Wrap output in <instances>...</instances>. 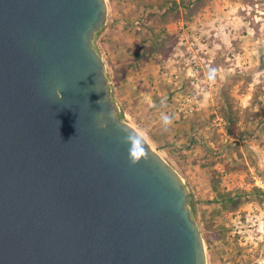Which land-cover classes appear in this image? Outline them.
<instances>
[{
  "label": "water",
  "instance_id": "95a60500",
  "mask_svg": "<svg viewBox=\"0 0 264 264\" xmlns=\"http://www.w3.org/2000/svg\"><path fill=\"white\" fill-rule=\"evenodd\" d=\"M108 19L0 0V264H209L185 177L114 96Z\"/></svg>",
  "mask_w": 264,
  "mask_h": 264
},
{
  "label": "rangeland",
  "instance_id": "374dc122",
  "mask_svg": "<svg viewBox=\"0 0 264 264\" xmlns=\"http://www.w3.org/2000/svg\"><path fill=\"white\" fill-rule=\"evenodd\" d=\"M108 2L109 19L96 45L107 61L114 96L125 118L185 177L192 192L194 216L205 237L209 264H264V242L251 248L233 236L238 222H255V228L264 222V189L256 184L257 179L264 180V73L259 77L246 75L250 82L239 90L235 87L238 80L220 82L217 76L218 91L209 114L204 118L197 113L179 115L176 100L169 97L176 86L165 81L159 88L152 84L177 51V38L169 29L175 19L167 25V32L157 29L144 43L154 22V8H148L146 0ZM240 3L241 8L244 3L252 6L254 25L264 38V0ZM181 17L193 20L185 12ZM144 48L152 53L137 59L136 53ZM258 50L264 53V41ZM132 84H145L152 92L149 113L157 116L148 118L149 128L144 112L137 114L139 117L134 114L139 110L130 101L135 97ZM230 111L235 113L234 122L229 119ZM218 116L224 117L223 123ZM231 124L234 131L229 133ZM243 124L248 127L243 129ZM212 176L229 193L227 199L217 196Z\"/></svg>",
  "mask_w": 264,
  "mask_h": 264
},
{
  "label": "crops",
  "instance_id": "0c3cea01",
  "mask_svg": "<svg viewBox=\"0 0 264 264\" xmlns=\"http://www.w3.org/2000/svg\"><path fill=\"white\" fill-rule=\"evenodd\" d=\"M113 1L116 3H122L126 0ZM128 1L130 0H127V2ZM241 6L240 0H213L211 3L209 1L194 18H198L202 11L207 8H211L214 12L221 14L223 22L228 26L229 33L223 34L222 32H219L218 29L211 31L210 43L215 47L214 50H216L217 54L214 58L203 55V57L206 58L205 68L210 74H216V76H219L220 82L227 78L230 81L238 80V83L235 85L237 90L240 89L241 85L250 82L247 80L246 75L251 74L253 76L254 74L259 77L264 73V53L260 54L258 50L259 43L264 41V38L262 34L259 35L261 30H257L258 27L254 25L255 21L251 15L253 11L252 6L245 3L243 4V8H241ZM262 25L264 27L263 23ZM178 65L183 70V84L180 87H174L172 90L174 93L169 95V97L172 96L173 99L176 100L177 104L175 109L177 110L179 108V102L190 88L189 78L186 75V64L182 61ZM155 81H153V85L155 84ZM159 84L156 85V87L154 86V88H159ZM144 85L145 84H132V86H134L132 87V93L135 97L130 99V101L133 100V107L139 110L134 113L136 116L141 112L145 113L144 120L146 121V126L149 128L151 125L149 126L148 118L151 120L153 114L157 116V113H149V109L153 103V99H150L152 92L148 90L146 86L144 87ZM210 95V93L200 95V108L196 113L203 118L209 114V111L212 108L211 106L214 97H211ZM242 95L244 96V94ZM126 96L127 95L123 96V98ZM247 127L248 124L242 125L243 129Z\"/></svg>",
  "mask_w": 264,
  "mask_h": 264
},
{
  "label": "built area",
  "instance_id": "2783aa9c",
  "mask_svg": "<svg viewBox=\"0 0 264 264\" xmlns=\"http://www.w3.org/2000/svg\"><path fill=\"white\" fill-rule=\"evenodd\" d=\"M169 29L177 38L178 48L174 57L160 68L154 86L156 87L163 81L177 87L182 86L184 74L178 64L183 61L186 64V75L189 78L190 88L179 102L178 114H194L200 108L201 94L210 93L211 97L217 94V76L206 71V58L203 55L210 56V58L215 57L217 52L210 43L211 31L218 29L219 32L228 34V26L223 22L220 13L207 8L196 19L188 20L185 17L175 19ZM218 120L221 124L224 122V117L218 116ZM256 184L264 189L263 179H257ZM233 236H237L244 245L252 248L264 242V222H260L258 228H255V222L249 224L238 222L233 230Z\"/></svg>",
  "mask_w": 264,
  "mask_h": 264
},
{
  "label": "trees",
  "instance_id": "16d2710c",
  "mask_svg": "<svg viewBox=\"0 0 264 264\" xmlns=\"http://www.w3.org/2000/svg\"><path fill=\"white\" fill-rule=\"evenodd\" d=\"M146 2L148 8H154L152 11V14L154 15V22L149 28L147 37L143 40L144 43H148V41L151 39L150 37H153L157 29L162 31V33L167 32V25L172 20L181 17L182 13L185 12L188 18L194 19L196 14H198L199 11L208 4V0H146ZM148 35H150V37H148ZM151 53V50L147 51L146 48H144L143 51L139 50L136 53V58H145L150 56ZM229 114V119L234 122L235 113L230 111ZM227 130L229 133H232L234 131V125H229ZM211 183L218 197L223 200L229 197V193L221 189L219 180L215 176H212Z\"/></svg>",
  "mask_w": 264,
  "mask_h": 264
},
{
  "label": "clouds",
  "instance_id": "9594fccd",
  "mask_svg": "<svg viewBox=\"0 0 264 264\" xmlns=\"http://www.w3.org/2000/svg\"><path fill=\"white\" fill-rule=\"evenodd\" d=\"M98 103H99V101H98ZM142 155H144L143 148H140V150L138 152L135 150V148H133V150H132L133 163H135L140 158V156H142Z\"/></svg>",
  "mask_w": 264,
  "mask_h": 264
}]
</instances>
